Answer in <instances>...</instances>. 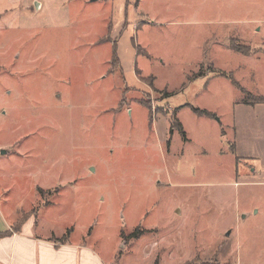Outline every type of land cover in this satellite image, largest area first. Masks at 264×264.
I'll return each mask as SVG.
<instances>
[{"label":"rangeland","instance_id":"rangeland-1","mask_svg":"<svg viewBox=\"0 0 264 264\" xmlns=\"http://www.w3.org/2000/svg\"><path fill=\"white\" fill-rule=\"evenodd\" d=\"M260 95L264 0H0V205L107 264H264Z\"/></svg>","mask_w":264,"mask_h":264},{"label":"crops","instance_id":"crops-1","mask_svg":"<svg viewBox=\"0 0 264 264\" xmlns=\"http://www.w3.org/2000/svg\"><path fill=\"white\" fill-rule=\"evenodd\" d=\"M7 216L0 205V264H107L87 244L38 235Z\"/></svg>","mask_w":264,"mask_h":264},{"label":"trees","instance_id":"trees-1","mask_svg":"<svg viewBox=\"0 0 264 264\" xmlns=\"http://www.w3.org/2000/svg\"><path fill=\"white\" fill-rule=\"evenodd\" d=\"M243 52V51H242ZM246 53V52H244ZM222 74V73H221ZM227 75V74H226ZM225 76V75H224ZM227 77L229 79H232L229 75H227ZM234 85V84H233ZM240 90L242 91L243 94H247V92L245 90H243L242 88H240ZM249 95V94H248ZM242 102L243 103H246V104H256V103H264V97L263 96H255L254 98H252L251 100H246L245 98H242ZM191 110L197 114V115H200V116H207V117H214V114L213 112L209 111V110H206V109H202V108H198V107H194V106H191L189 105ZM174 122V121H173ZM179 123V122H178ZM174 124V123H173ZM179 128L180 130L182 131L181 129V126L179 125Z\"/></svg>","mask_w":264,"mask_h":264},{"label":"water","instance_id":"water-1","mask_svg":"<svg viewBox=\"0 0 264 264\" xmlns=\"http://www.w3.org/2000/svg\"><path fill=\"white\" fill-rule=\"evenodd\" d=\"M35 6H37V2H36V5H35ZM0 152H1V153H4L5 150L1 149ZM227 233H228V231H227Z\"/></svg>","mask_w":264,"mask_h":264}]
</instances>
